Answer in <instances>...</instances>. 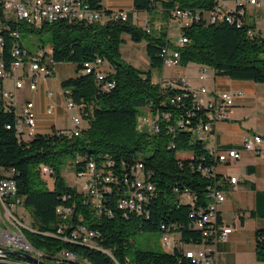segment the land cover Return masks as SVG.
<instances>
[{"label":"trees","instance_id":"obj_1","mask_svg":"<svg viewBox=\"0 0 264 264\" xmlns=\"http://www.w3.org/2000/svg\"><path fill=\"white\" fill-rule=\"evenodd\" d=\"M85 1L93 9L105 10L100 0ZM214 5L215 0H134L137 14L161 13L167 20L169 12L175 8L209 11ZM250 30L255 31V25L238 28L227 22L211 25L202 20L183 30L190 42L184 47H175L170 44L166 30L147 32L140 24H134L129 14L127 21L104 23L58 21L34 27L7 20L5 25H0V36L6 40L8 63L10 52L16 48L13 32L37 34L41 39L46 35L47 40L42 39V42L51 46L53 61L76 65L77 76L62 82L66 99L84 106L81 119L85 126L81 127L80 137L68 138L53 131L26 139L14 129V107L6 108L0 99V169L9 173L0 179L16 182L17 195L10 202L20 200L29 212L32 226L22 232L31 246L43 255V261L72 263L64 256L69 253L80 261L73 264H194L178 246L204 244L202 232L195 229V218L190 216L194 211L206 209L211 202L208 187L212 180L199 169L211 168L217 163L207 142L197 140L193 133L181 128L179 122L190 112L195 113L191 120L196 122L207 111L196 108L191 90L180 80L163 87L153 83L151 71L143 72L125 61L121 53L125 43L123 36H129L136 44L146 43L152 68L163 69V50L170 47L179 52V66L197 64L214 70L218 76L264 84V37L259 32L251 36ZM98 58L107 64L104 70L108 74L104 80H98L93 73H83L84 65ZM108 83H114V88L107 90ZM177 96H181L182 101L173 104L171 101ZM148 113L154 118L158 116V132L139 129V118ZM167 114L169 119L165 118ZM179 154L189 155L180 157ZM91 161L98 166L103 162L112 163L111 169L117 175L126 174L137 161H142L148 180L156 186L150 216L130 215L126 219L117 208L120 194L116 189L106 201L114 217L99 215L86 204L84 194L67 185L63 168L71 163L77 172L86 171ZM42 166L53 171L52 186L41 178ZM221 178L218 175V179ZM186 190L197 197L195 205L181 199ZM60 206L74 209L68 221L75 229L84 227L100 234L96 239L100 249L70 243L75 229L60 234V238L54 236L62 222L57 212ZM162 226L172 234L180 233L179 245H174L172 252L133 250L131 237L138 230L165 233L167 230ZM256 241V258L264 262V230L257 231Z\"/></svg>","mask_w":264,"mask_h":264},{"label":"built area","instance_id":"obj_2","mask_svg":"<svg viewBox=\"0 0 264 264\" xmlns=\"http://www.w3.org/2000/svg\"><path fill=\"white\" fill-rule=\"evenodd\" d=\"M264 0H215L214 7L209 11H192L188 9L175 8L169 12V18L166 23H158L155 26L152 24V19L149 14L142 19L139 14H135V19L141 23V27L147 32H160L166 30L168 32V40L175 47H184L190 40L183 35V30L192 26L194 23L205 20L206 24L216 25L220 23H230L242 28L245 25L252 26L253 23L248 22V6L261 8ZM0 25H5L9 20L16 24L22 23L28 26L39 27L42 24H51L58 21H67L70 23L86 22L100 23L107 20H128V13L125 11H112L107 14L105 10L93 9L85 0H0ZM174 22L180 24L179 36L177 41H172L170 38V30ZM249 34L253 36L257 31L250 30ZM12 36L16 37V52H10L11 61L7 62L6 57V40L4 36H0V99L6 108L15 109V125L14 129L26 139H32L38 133V118L35 112V105L32 101L24 103L20 113L16 112L17 108V92L24 91L26 88L30 92L38 90L40 79H48L55 73L56 63L52 59V49L31 54L21 42V35L15 31ZM179 52L166 47L163 50L164 67L179 66ZM83 73L94 74L98 80H104L107 77V72L104 70L107 67L103 59L98 58L93 63H86ZM12 80L15 84L14 91H7L4 88V82ZM183 86H187L185 81L180 80ZM114 83H108L106 89H113ZM163 87L165 85L161 84ZM196 108L206 109L203 117L198 118L193 122L191 118L195 117V113L190 112L187 117L179 122L181 128L185 131L193 133L195 138L203 143L209 141L210 137L215 134V125L218 122L229 119V112L234 107L235 96L230 92L218 93L210 98L207 102H203L200 95L207 96L209 94L206 88L202 87L201 91H190ZM64 92V96H65ZM48 99L53 100L54 95L51 92L47 93ZM186 96V95H185ZM66 98V96H65ZM66 107L70 111L78 109L79 116H72V129L55 130L57 135L66 136L68 138L80 137L82 134L81 128V111L84 106L77 105L75 102L66 99ZM181 96H177L171 102L180 103ZM54 104L50 103L47 107V114L52 115ZM169 119L170 115H165ZM157 119L151 114H147L139 118V129H147L148 132H158ZM11 129V126L7 127ZM252 153L255 156L264 154V138L260 135L247 136L241 147H231L227 149L214 148L210 150L212 156L216 159V166L207 169H199L202 174L212 180L208 187L209 197L211 202L204 210H197L191 214V218H195V229L202 232L204 244L198 252L193 250H185V254L192 260L194 264H217V247L219 244L226 243L233 233V228L220 222L219 213L223 203L227 200L226 183L235 184L237 178L222 177L218 179V165H229L237 162L242 158L243 152ZM113 164L103 162L98 166L95 161H91L87 165L86 171H76V179L87 178V182L83 186V193L86 200L85 203L90 205L97 214H104L109 218L114 217L112 209L106 206V201L109 195L116 189L120 194L117 200V208L121 211L126 219L130 215L150 216L149 207L156 197V186L148 180V175L145 172V166L142 161H137L133 167L128 169L126 174L117 175L111 168ZM127 169V168H126ZM41 175L45 178L48 176L53 181V171L47 167H41ZM178 192V190H176ZM17 195V185L13 179H0V201L6 210L7 222L13 228L4 231L3 237H10L9 245H0L9 251H22L34 256L35 249L25 238L22 229L23 217L17 214L20 208V200L10 202ZM181 199L195 205L197 197L190 191H184L181 194ZM66 199V198H65ZM58 215L62 222L58 225V231L54 235L60 238V234H65L67 230L75 229L73 223L69 222L74 209L71 207L60 206L57 209ZM80 220H82L80 218ZM163 230H167L162 226ZM163 244L168 250L173 248L172 233L167 230L164 233ZM100 238V234L94 231H88L84 227H78L72 231L70 235V243H79L90 248L100 249L96 239ZM102 250V249H101ZM103 251V250H102ZM64 253V252H62ZM1 255H7L11 258V263L25 264V259H13L12 256L0 250ZM80 262L78 258H72V264Z\"/></svg>","mask_w":264,"mask_h":264},{"label":"crops","instance_id":"obj_3","mask_svg":"<svg viewBox=\"0 0 264 264\" xmlns=\"http://www.w3.org/2000/svg\"><path fill=\"white\" fill-rule=\"evenodd\" d=\"M100 6L108 12L125 11L134 24L141 25L135 19L137 12H135L134 0H100ZM146 15L147 13H141L139 17L144 19ZM150 16L153 26L167 21L161 13L151 14ZM253 24L256 30L259 31L257 25ZM259 33L261 34L262 31ZM123 38L124 44L128 46L125 51L121 48L122 56L123 52L127 56V58L123 56V59L138 68L139 56L136 51L138 50L137 46L140 44L132 42L127 35ZM190 65L197 64H189L187 67ZM197 66L199 69L195 78L185 75L182 78H173L172 81H185L189 90L199 87L208 89L210 94L206 97L207 100H204L205 102L218 93L230 92L235 96V105L229 112V119L216 123L215 134L206 143L207 148L210 150L214 148H240L247 136L260 135L264 138V84L218 76L214 70L208 67ZM146 68L149 72L150 62H146ZM165 69L167 68L163 67V70ZM76 76V65L59 63L55 66L53 76L48 79H40L37 91L32 93L28 88L20 91L24 93L26 102L32 101L35 105L38 118V134L47 135L55 130L73 128L71 117L78 115L72 113L74 109L69 111L66 107L67 101L62 89V82ZM163 78L165 77L162 74ZM152 81L155 84L165 85L156 76H152ZM48 92L54 95L52 101L48 99ZM50 103L54 104L52 115L47 114V107ZM217 171L222 177L237 178L235 184H226L227 200L220 208V221L232 227L233 233L226 243L218 245L217 264H264L256 258V233L259 230H264V154L257 157L244 151L239 161L229 165H219ZM8 175L7 171L0 169V177ZM0 208H4L1 201ZM22 208L24 206L20 205L17 212ZM3 224L5 222L0 214V244L5 245L3 233L7 229ZM180 245L178 247L187 246ZM182 248L186 250L184 247ZM0 262L11 263L10 260H7V257L6 259L0 258ZM25 264L36 263L25 261Z\"/></svg>","mask_w":264,"mask_h":264},{"label":"rangeland","instance_id":"obj_4","mask_svg":"<svg viewBox=\"0 0 264 264\" xmlns=\"http://www.w3.org/2000/svg\"><path fill=\"white\" fill-rule=\"evenodd\" d=\"M248 16H247V20L250 23H255L257 25V28L259 31L257 32H261L262 31V35L264 37V3L262 5L261 8H254L251 6H248ZM179 28H180V24L178 22H174L173 27L170 30V38L172 39V41H177L180 36H179ZM21 40H22V44L31 52V53H37V52H41L44 50L49 49L51 46L48 43H43V40H47V36H43L42 39L39 35L37 34H32V33H28V32H22L21 33ZM138 47V50L136 51L139 56V69L143 72H147V68H146V62H149V58L147 56L146 53V43H142L140 44ZM123 50H127L128 46L127 44H124L122 46ZM123 56L124 58H127L126 53L123 52ZM184 69H186L184 71ZM198 69L199 67L197 65H190L189 67H183V66H176V67H171L163 70V69H159V68H150L151 74L152 76H156L159 77L161 82L163 81L165 85H169L173 78H179V77H183L185 75H187L190 78H195V76H197L198 74ZM164 71V72H163ZM162 74L165 78L162 79ZM4 88L7 91H14L15 90V84L14 81L12 80H6L4 82ZM194 91H201V87L197 88V89H193ZM208 90V89H206ZM209 92V91H208ZM210 94V92H209ZM209 94L207 96H209ZM205 95H200V98L202 99L203 102H205L204 100H207ZM17 108H16V112L20 113L22 110V105L26 102V97H24V93L18 91L17 92ZM73 114L78 115L80 117V112L78 109H74L72 111ZM85 123L82 122L81 127L84 125ZM189 154H179L180 157H184V156H188ZM76 170L73 166V164H68L63 168V176L66 180V183L68 186L75 188L76 190L83 192V186L84 184L87 182V178H80V179H76ZM41 178L48 184V186H52L53 182L52 179L48 176H45V178L41 175ZM17 213L22 214L24 217L23 220V224L25 226V228H31L32 226V218L29 214L28 211H26V209L22 208L20 209ZM0 214L2 215V218L4 219L5 224H3V226L9 230L11 228H13L11 226V224L9 222H7V218H6V210L4 208H0ZM129 228V232H130ZM164 233L162 231H158V232H144L141 230H138L137 234L133 237H131V242H132V248L133 250H148V251H167V248L164 246L163 244V237H164ZM180 233H174L172 234V243L173 245L177 246L179 245L178 240L180 239ZM2 245V244H0ZM184 247L186 250H193L194 252H198L200 249V247L197 246H182ZM170 251V250H169ZM172 252V251H170ZM34 257L37 259H41L43 260V255L40 253H38L37 251H34Z\"/></svg>","mask_w":264,"mask_h":264},{"label":"water","instance_id":"obj_5","mask_svg":"<svg viewBox=\"0 0 264 264\" xmlns=\"http://www.w3.org/2000/svg\"><path fill=\"white\" fill-rule=\"evenodd\" d=\"M0 250L6 252L8 255H10L12 257H20V258H23L29 262H33L36 264H48L45 261L39 260V259L35 258L34 256H32L31 254H27V253H24L22 251H9L3 247H0ZM0 264H14V263L0 262ZM62 264H69V263H62Z\"/></svg>","mask_w":264,"mask_h":264},{"label":"bare ground","instance_id":"obj_6","mask_svg":"<svg viewBox=\"0 0 264 264\" xmlns=\"http://www.w3.org/2000/svg\"><path fill=\"white\" fill-rule=\"evenodd\" d=\"M12 52H16V48H14L13 50H12ZM20 205H22V203H20ZM23 217V216H22ZM3 238H5L4 240H5V245H9L10 244V237H3ZM36 251V250H35ZM6 256L7 255H1L0 254V258H2V259H6ZM64 256L69 260V261H71L72 262V258H78L76 255H73V254H69V253H64ZM25 261H27V260H25ZM29 262V261H28ZM69 264H72V263H69Z\"/></svg>","mask_w":264,"mask_h":264}]
</instances>
